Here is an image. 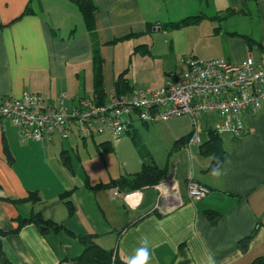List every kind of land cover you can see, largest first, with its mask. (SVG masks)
Masks as SVG:
<instances>
[{"label":"crops","instance_id":"crops-1","mask_svg":"<svg viewBox=\"0 0 264 264\" xmlns=\"http://www.w3.org/2000/svg\"><path fill=\"white\" fill-rule=\"evenodd\" d=\"M92 1L88 30L76 0H0V99L30 93L54 107L61 99L67 107L80 98L106 102L116 93L121 74L125 89L154 88L178 76L189 57L239 63L248 55L255 60L264 56V0ZM26 6L30 12L23 14ZM195 16L197 23L174 27ZM215 120L208 117L201 123L200 144L190 146L191 120L186 116L141 126L147 131L162 128L175 141L166 166L158 167L167 169L159 183L173 177L181 202L163 213L155 207L153 186L140 190L136 206L124 201L121 188L108 187L136 173H102V165L108 171L110 159L105 158L113 150L109 139L92 138L99 154L80 158L73 135L55 134L46 143L22 141L5 122L0 131L3 257L10 264L75 260L83 251L79 237L85 235L125 261L146 238L149 264H208L209 258L215 264H251L264 256V103L254 115L241 116L239 135H220L227 174L219 179L209 174L211 158L199 155L200 134L208 138ZM134 124L126 128V136L137 131ZM189 182L206 186L210 194L190 202ZM150 189L153 194L146 193ZM115 190L117 196L112 195ZM63 194L66 199L60 198ZM208 212L220 217L212 223ZM32 213L65 230L42 235L33 224L20 225ZM251 234L242 251L238 242Z\"/></svg>","mask_w":264,"mask_h":264},{"label":"built area","instance_id":"built-area-1","mask_svg":"<svg viewBox=\"0 0 264 264\" xmlns=\"http://www.w3.org/2000/svg\"><path fill=\"white\" fill-rule=\"evenodd\" d=\"M184 67L182 75L169 77L162 86L131 88L126 93H114L106 102L80 98L67 107L61 99L54 107L42 96L30 93L19 99H0V131L9 122L22 141L46 143L55 134L82 139L107 136L117 145L135 121L154 124L186 116L191 120L192 131L187 140L190 146L200 144L198 130L208 117L216 119L210 131L237 136L242 130L241 116L254 115L264 103V56L255 60L248 55L239 63L189 57ZM153 189L158 195L155 207L162 213L177 208L181 202L173 177ZM135 193L123 192L122 198L136 206L141 191L139 196ZM209 194L206 186L193 182L186 186L190 202ZM112 195L117 196L118 192L115 190ZM60 264L76 263L67 260Z\"/></svg>","mask_w":264,"mask_h":264},{"label":"trees","instance_id":"trees-1","mask_svg":"<svg viewBox=\"0 0 264 264\" xmlns=\"http://www.w3.org/2000/svg\"><path fill=\"white\" fill-rule=\"evenodd\" d=\"M77 7L84 18L85 25L88 30H92V13H93V1L92 0H76ZM30 9L26 6L23 14H28ZM199 16L190 17L185 20H182L179 23H176L174 27L186 26L189 24H195L198 22ZM99 69L95 70L96 78L99 77ZM99 81L95 79V86L98 87ZM123 75L121 74L118 77V80L115 82V89L117 94L126 93L130 89L124 88ZM133 137V136H132ZM188 140V138H187ZM135 144L138 147V142L135 141ZM139 148V147H138ZM139 156L142 159L140 170L134 174L128 175L126 177H121L118 181L112 182L108 187H117L122 188L124 192H134L139 191L144 187H151L158 185L159 182L163 179L164 175L167 172V169H159L158 166L151 160H147L146 153H143L139 149ZM199 155L202 157H210L211 164L209 169L216 165L217 159L222 162L226 153L222 148L220 135L208 131V138L203 142L199 147ZM148 157V156H147ZM149 158V157H148ZM34 196V194H33ZM66 194L61 195V199H66ZM69 213L72 212V206L69 201L65 202ZM207 217L210 222L214 223L218 220L220 215L215 212H208ZM33 224L38 231L44 235L46 233H58L62 230H65L62 225L54 223L53 221L43 219L39 213H32L27 219H23L20 225ZM20 227V226H19ZM4 232H0V236L4 235ZM253 234V233H252ZM252 234L245 237L244 239L238 242V247L245 251L249 240L252 238ZM91 235H85L79 237V242L83 246V251L80 257L76 258L74 261L76 264H127V261L122 260L117 257V255L111 250H105L99 245L95 244ZM3 264H10L2 255ZM251 264H264V256L256 258Z\"/></svg>","mask_w":264,"mask_h":264},{"label":"rangeland","instance_id":"rangeland-1","mask_svg":"<svg viewBox=\"0 0 264 264\" xmlns=\"http://www.w3.org/2000/svg\"><path fill=\"white\" fill-rule=\"evenodd\" d=\"M200 49L204 51L207 50L205 47H201ZM207 51L209 52V50ZM216 59H221V58H216ZM198 60L203 61L200 58ZM184 70L185 67L178 76L182 75ZM134 123H135L134 128H136L137 131L133 133L132 135L133 137L126 136L124 132V138H121L120 142L117 144L116 147L115 144L111 142L113 149L111 150L112 153H110V155L105 158V159H110L109 160L110 163L106 162L108 171H105V165H102L101 166L102 173H107L111 176H118L120 174H124V172H137L140 169L143 159L139 156L138 153L139 149H141L143 153H146L148 157L149 154L147 151H151L153 157L155 158L154 162L159 168L166 166L168 158L171 156V155L169 156V152L173 149L175 144V141L172 139V136L166 130L164 129L161 130L162 128L161 129L157 128L156 130L147 131L146 129L143 130L141 128V126H145L146 124L140 121H135ZM154 124H159V123H154ZM154 124H147V125H154ZM152 128H153L152 126H149L148 130ZM202 131H204V129H202ZM226 137H228V135L226 136L224 135L222 138L225 139ZM95 138L98 142L108 139L107 136H97ZM200 139L202 142L206 141L207 136L205 135V133L200 134ZM70 140L76 141L80 145L81 147L80 158H87V156H93L99 154L96 151L94 145L92 144L93 142L91 138L84 140L78 137L77 135H73V138L71 137ZM125 140L126 143H124ZM85 141H86V146L84 148L83 142ZM135 141L138 142L139 148L135 144ZM193 152L196 153L195 148H193ZM103 153L105 152L101 151L100 153V155H102L100 156V159H102V161L103 158L105 157ZM147 156H146L147 160L151 159V157L148 158ZM188 165L190 167L189 161H188ZM197 175L198 173H196V177ZM199 175L204 177V174H199ZM153 192H154L153 189L146 191V193H150V194L151 193L153 194Z\"/></svg>","mask_w":264,"mask_h":264},{"label":"clouds","instance_id":"clouds-1","mask_svg":"<svg viewBox=\"0 0 264 264\" xmlns=\"http://www.w3.org/2000/svg\"><path fill=\"white\" fill-rule=\"evenodd\" d=\"M209 174L211 177L219 179L227 174V170L225 165L217 159L216 165L211 168ZM135 195L139 196V191ZM150 258L149 241L145 238L141 241L140 247L135 250V254L128 258L127 264H149ZM208 264H215V262L212 258H209Z\"/></svg>","mask_w":264,"mask_h":264},{"label":"water","instance_id":"water-1","mask_svg":"<svg viewBox=\"0 0 264 264\" xmlns=\"http://www.w3.org/2000/svg\"><path fill=\"white\" fill-rule=\"evenodd\" d=\"M120 190H122V188Z\"/></svg>","mask_w":264,"mask_h":264}]
</instances>
